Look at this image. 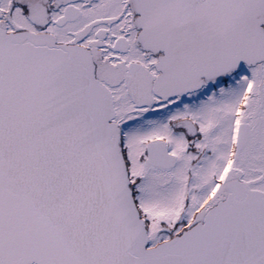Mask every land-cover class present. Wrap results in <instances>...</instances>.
I'll list each match as a JSON object with an SVG mask.
<instances>
[{
	"label": "snow or ice",
	"instance_id": "1",
	"mask_svg": "<svg viewBox=\"0 0 264 264\" xmlns=\"http://www.w3.org/2000/svg\"><path fill=\"white\" fill-rule=\"evenodd\" d=\"M0 264H264V0H0Z\"/></svg>",
	"mask_w": 264,
	"mask_h": 264
}]
</instances>
